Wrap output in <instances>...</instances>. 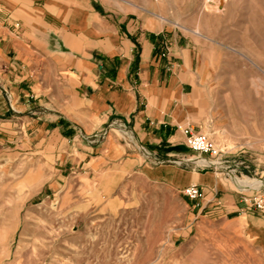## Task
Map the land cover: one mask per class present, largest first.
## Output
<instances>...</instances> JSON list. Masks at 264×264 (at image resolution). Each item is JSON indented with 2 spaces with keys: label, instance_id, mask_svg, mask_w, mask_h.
<instances>
[{
  "label": "rangeland",
  "instance_id": "rangeland-1",
  "mask_svg": "<svg viewBox=\"0 0 264 264\" xmlns=\"http://www.w3.org/2000/svg\"><path fill=\"white\" fill-rule=\"evenodd\" d=\"M83 1L188 46L195 130L224 148L225 163L184 148L172 158L179 168L215 172L231 190L236 180L259 181L264 0ZM12 82L0 71V264H264V232L197 215L181 190L128 173L118 166L123 158L95 187L94 164L64 171L56 163L59 142L35 139L27 110L12 103Z\"/></svg>",
  "mask_w": 264,
  "mask_h": 264
},
{
  "label": "crops",
  "instance_id": "crops-1",
  "mask_svg": "<svg viewBox=\"0 0 264 264\" xmlns=\"http://www.w3.org/2000/svg\"><path fill=\"white\" fill-rule=\"evenodd\" d=\"M53 1L0 0V71L12 78V103L27 110L34 138L59 142L56 163L64 171L94 164L95 187L123 158L118 166L145 181L174 191L197 185L199 207L184 199L197 215L264 232V214L251 207L264 193V166L256 172L261 186L245 178L231 190L215 172L181 169L172 160L187 148L183 127L195 128L188 46L83 0Z\"/></svg>",
  "mask_w": 264,
  "mask_h": 264
},
{
  "label": "built area",
  "instance_id": "built-area-1",
  "mask_svg": "<svg viewBox=\"0 0 264 264\" xmlns=\"http://www.w3.org/2000/svg\"><path fill=\"white\" fill-rule=\"evenodd\" d=\"M185 135L186 147L195 153L198 159H205L216 164H223L225 161L224 148H221L213 138L195 130L191 126L182 129ZM183 197L195 202L197 207L203 198L201 189L197 185H190L181 191ZM251 207L264 214V193H258L251 198Z\"/></svg>",
  "mask_w": 264,
  "mask_h": 264
}]
</instances>
